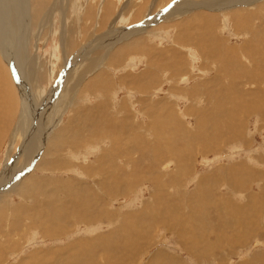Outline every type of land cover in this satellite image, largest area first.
<instances>
[{
  "label": "rangeland",
  "instance_id": "374dc122",
  "mask_svg": "<svg viewBox=\"0 0 264 264\" xmlns=\"http://www.w3.org/2000/svg\"><path fill=\"white\" fill-rule=\"evenodd\" d=\"M113 1H115V2H113L114 3L113 5H115V8L117 10L121 9L124 5H126L128 3L130 4V2H132L131 5L135 6V7H136V4L139 2L137 4V7H139V8L143 7L145 4H149L147 7H151L152 12H148L147 14L152 13L151 16L147 15V14L144 15V13L141 16H138L136 14L137 12L135 14L133 13V12H135L133 10V12L131 14V17H132L131 21L129 19L126 22L125 26H122V27L116 26L115 27V29L119 30L120 34H127L130 31H134L133 34L136 32L135 33L136 36L133 35L135 37V39L138 37L139 39H144L145 43L146 42L147 43L146 44L144 43V45L137 47L138 48L137 56L139 58L134 60L131 63V65H129V63H130L129 60H125L126 62L122 63V64H120V62L115 63V65L118 64V66L117 65L115 66L114 64H110V66H109L107 64L108 60L106 63L105 62L101 63V65H100L101 69H104L106 72L111 74L112 78L110 81L111 83L109 85H105L106 87L102 88L103 90H101L99 92V94L93 95V97H91L92 95H87V96H89L88 97L89 100H88L86 94L85 95H81V94L78 95L79 97H78L77 101L80 99L81 100L78 101L77 109L85 108L84 106H86L87 102H89L87 105L96 104L99 99L103 103L104 107L93 111V113H91L86 119H84L85 122H84V120L82 121L83 123L76 121L77 118H76V120L72 121V118L74 116L72 114L71 107L70 108L67 107L65 109V111L61 110L60 113L54 118L55 119L53 121L54 125L57 124L58 122H60V124H58V128L56 127L57 131L60 128V131L62 132V137L65 136V134H66V136L68 135L66 142H64L65 144L61 148H60L59 143H60V141H64V140H60V139L57 140L56 139L57 142H55V144L57 145V147L55 145V148H57L59 150V152L55 153L54 156L58 155L56 157H59V158L62 156L63 159L66 158L65 156H67V159H64V160L62 158H60L61 162L64 161L65 163H67V164H65L63 162L64 163L63 164V166H64L63 171L64 172L62 171V173L57 172V173L52 174L51 172L45 171L44 167H43L44 170L41 169L42 167L37 168L36 165L40 162V160H44L42 157L36 158L37 160H35L33 158L31 162L27 163L28 165L24 164L23 159L25 158V155H24L25 149L22 148L24 146L23 145L24 138L22 139V142H20L19 144L15 143V145H14V142L12 143V137H13V133H14L13 131L17 125V122H18L17 119H18V115H19V109H21L22 107H17V113H16V116H14V119H13V117H11L12 112L8 116H4L2 113V108H0V116H1L0 118H2V119H0L1 120L0 121V181H1L0 182V205L2 206V208L0 206V220L2 221V222L0 221V228L2 227L0 229L1 230L0 231V241H1L0 242V250H1L0 251V264H16V263L18 264L21 261H23V262H21L20 264H26L27 262L29 264H36V263L37 264H45V263L46 264H48V263L49 264H51V263L55 264V262H56V264L57 263L59 264V262H60V264H86V263L87 264H109L111 261L112 262L110 264H120V263L121 264H156L157 263L158 264L160 260H161V262L159 264H244V263L245 264H253V263L264 264L263 262H259L260 256H262V257L264 256V209L262 208V207H264V84L261 85L260 87L257 86L259 88V91H260L259 95L256 96L253 94L249 97H246L244 95V88L248 90V89H251V87L248 84H246L245 87H241V84H240V83H242V84L247 83V79L250 80L252 77H254L253 78L254 80H258L259 78H262L264 80V78H263L264 72L258 71V69L256 67L257 62L255 61V59L260 60V61H264V25H263L264 24V21H263L264 17L262 18V23H261V22H257V21L251 22V20L253 21V19L250 16H245L244 17L245 19L243 20L244 25L243 26L238 25V26H235L234 28L232 26L234 24L237 25V23H234L231 20H229V21L224 20L223 17L225 15H223V17H220L221 19L219 18L218 22H219V26H221V28H217V30H213L216 32L215 36L217 38H221L222 40L224 38H229L232 46H239V45L244 44L245 48H248V49H245L246 55H243L242 57L239 56L238 58L236 57L238 60L237 59L236 60H230L227 62V61H225V59L228 60V57L227 56H220L217 53L215 46H212L209 41L207 42L203 38L204 41L206 43H208V45L206 44L207 47L205 46V42L203 41V39L197 35V34H199V31L197 30V28L194 31L188 32L187 33L188 35L187 34L184 35V39L181 41L182 43L185 42V43H183V45L181 42L176 43L174 40H171V38L173 39V36L175 35V32H172L173 29H171V27H173L177 23H180V20H181V23L191 22L194 20V18H192L190 15L182 16V18L179 17L177 19L171 18L175 14H179V13L171 14L174 11H176L177 4H187V3L192 4V2H194V1L205 2L206 0L205 1L204 0H164V2H163V0L162 1L161 0H158V1L157 0H151V1L150 0H143L142 1L143 3L141 2V0H133L134 2L132 0H127V1L126 0L125 1L124 0H113ZM213 1H217V0H213ZM152 2H154L155 5ZM97 3H99L98 5L101 6V4L104 3V0H99V1L97 0ZM117 3L119 5H117ZM165 3H167V4H165ZM260 3L261 4L264 3V0H261ZM141 4H143V5H141ZM116 5H117V7H116ZM157 6H158V9H156ZM253 6H255V5L254 4L248 5L247 8H249V7L253 8ZM137 7L134 9L136 10ZM168 9H169V12H168ZM200 11L204 14L214 15V17L221 16L222 13H225V11L224 12L219 11L217 13H214L209 8H205V9L202 8V10H200ZM115 12L118 16L119 12L114 11L113 13H115ZM154 13H156V14H154ZM116 14L114 15V17H117ZM215 14H216V16H215ZM227 14H229V13L227 12ZM132 15L137 16V17L133 18ZM142 16H145V17L143 18ZM160 16H162L161 19L165 16V19H162L161 21H159L158 24H153L155 19H157ZM134 19L138 23L136 22V23L132 24L131 22L135 21ZM166 19H168V20H166ZM145 23H147V25H145ZM193 23H196V21H193ZM118 24L123 25L122 22H120ZM206 25H208V24H204V27H206ZM225 25H226V28L224 27ZM156 27H157V29L158 28L161 29L160 32H159V29L157 31ZM218 30H220V31H218ZM227 30L229 31V33L227 32ZM47 31H45V32H47ZM164 31H166V36L162 35ZM223 31H224V33H223ZM247 31H249V32H247ZM148 33H149V35H147ZM158 33H160V34H158ZM240 34L245 35L248 38V40L244 38L246 41V42H244L241 39ZM161 37L162 38L166 37V38L162 39ZM188 37H190V38H188ZM28 38H27V45L28 46H26L25 50L28 47V51H30V56L33 59L37 58L41 62L43 61L44 63L48 62L49 64H52V62L53 63L57 62V59L63 60L65 58V56H66L65 50H61L59 52L56 51L58 49V44H59L58 40H56V38H54V37H53V39L42 38L39 40H36L35 38H31V37L29 39ZM154 38L156 39L155 43H153ZM254 38H256V39H254ZM159 39H161L160 42H158ZM185 39L189 40V41L187 42V41H185ZM90 41H91V39L89 41H86V44H88ZM102 42L103 41L100 42V45H103V44H101ZM246 43L248 45H246ZM148 44H150L149 45L150 47L148 46ZM170 44H172V45H170ZM174 44L180 46V47H178L179 53L180 54L183 53L182 55L185 58V60H183V62H182V66H184V67H172V66H170L171 62L170 63L168 62V60L170 61L169 53L166 52V54H165V52H164L163 54H161L164 50L168 49L166 47H169V46L173 47ZM80 45H78V48L83 47V46L80 47ZM83 45H85V42ZM189 45H191V47ZM213 45H214V43H213ZM143 46H145V47H143ZM96 47L99 48L101 46H99V44H97ZM151 47L154 48L156 51L152 50ZM164 47L166 49H164ZM204 47H206V48H204ZM209 48H210V50H208ZM223 48H224V46L222 45L221 49L223 50ZM60 49H61V47H60ZM211 49H212V51H211ZM142 51H143V53H142ZM153 51H154V53H153ZM184 51H186V52L184 53ZM188 51L189 52L191 51V52L189 53ZM148 52H151V53L149 54ZM54 53H56V54H54ZM73 53H74V55L69 56L67 59L68 61L66 63V65H67L66 67H68V68L70 67V59L72 60V58L75 56V54H77L76 51ZM213 53H215V55ZM233 53L237 56V54L234 52V50H233ZM131 54H133V53H131ZM148 54L150 56L149 58L147 56ZM191 54H194V55H191ZM166 55H168L169 58ZM209 55H211V58ZM159 56H162L163 58L159 57ZM194 56L196 57V59ZM154 57H156V59ZM158 58H160V59H158ZM200 58L201 59L203 58V59L201 60ZM163 59H164V61H163ZM215 59H217V60H215ZM223 59H224V61H223ZM237 61H239V63ZM223 62H225V63H223ZM154 63L156 66L153 65ZM160 63H161V65H160ZM165 63H167V65ZM104 64H106V65H104ZM187 64H189V65H187ZM206 64H208V65L210 64V65L208 66ZM227 64L230 66L229 68L226 67V66H228ZM112 65L115 66V68ZM119 65L120 66L123 65V66L120 67ZM125 65H126V67H125ZM197 65H199V66H197ZM223 65H225V66H223ZM11 66H9V69L11 71V75H12L13 80H14L13 84H14V82L17 83V78H16L17 71H16V69H14L15 68L14 66H13L14 68ZM166 66H167V69L165 68ZM195 66H197V67H195ZM237 66H239V67L237 68ZM100 67L95 69L96 75L98 73L102 72L101 69L99 70ZM109 67L112 68V70ZM151 67H153V68H151ZM171 67L173 69H170ZM190 67H191V69H190ZM201 67H202V69H201ZM147 68H148V70H147ZM168 68L170 71L169 73H168ZM212 68L215 70H212ZM117 69H119V71ZM124 69L125 70L128 69V70L132 71V73L134 75L135 74L137 75V73L139 72L138 75L142 76V79L143 78L144 79L141 82H137L136 86L133 88L126 87L127 83L129 85L130 80L128 79L129 81L127 80L126 85H125V84H120L119 79H118L119 76H121L122 74L123 75L125 74L124 72H126V71H124ZM144 69L147 71H145ZM233 69H234V71H233ZM14 70H15V72H14ZM110 70H111V72H110ZM150 70L154 71L155 74L153 72L151 73ZM174 70H175V72H174ZM263 70H264V67H263ZM48 71L50 72L51 70L48 69ZM64 71L65 70L58 71L56 68H54L53 72H51V74L53 73L54 78L52 76L51 80L48 82L49 88H47V86H46L47 89L44 90L45 92L44 91L42 92V93H44V94H42L44 96H42L40 94V96L38 97L39 102L37 101V98L33 97V95L31 94L32 100H33L32 103H34V104L36 103L35 104L36 107H40L38 109L36 108L37 112L34 115L35 118L37 115H40V112H42L43 110H45L47 108L49 109L50 106L53 104L52 102L54 100H56V98H58L59 95L61 94V91L63 90V88H61L60 86L64 82L66 84L68 82V77H69V75H67L66 71H65V75H64ZM130 71H128V72H130ZM165 71H167V72H165ZM213 71H217V75L214 74ZM186 72H187V74H186ZM200 73H202V75H200ZM222 73H223V75H222ZM258 73H261L262 76L259 75ZM91 74L92 73L89 74L88 80L91 79ZM170 75H172V76H170ZM176 75H179V76H176ZM145 76H146V78L148 76L149 77L145 80ZM234 76L237 78V80ZM155 77L157 80H155ZM219 78H221V79H219ZM212 79H213V81L209 85H207L206 82L208 80H212ZM155 81L157 83H155ZM235 81H237V83ZM222 82H224V83L222 84ZM234 82L236 83L235 87H233ZM146 83H147V85H146ZM49 84L52 86H50ZM177 84H179L180 87ZM16 85L19 87L18 83ZM144 85H146V86H144ZM222 85H223V87H222ZM132 86H134V85H132ZM172 86H174V87H172ZM14 87H15V85H14ZM59 87H60V90H59ZM18 89H19V96L21 95V98H22L21 93L24 92V87L22 89H20V88H18ZM194 89H196V90H194ZM26 90H27V88H26ZM141 90H143V91H141ZM144 90L146 93L145 95L142 94V92H144ZM169 90H170V92H169ZM177 90H178V92H179V90H181V92L178 93ZM208 90H209V92H208ZM199 91L204 93L205 95L202 96V98L199 101V104H197L195 96L199 97L198 96ZM205 92H207V93H205ZM191 93H193V95L191 97L188 96ZM134 94H136V95H134ZM177 95H179V97H177ZM180 95H181V97H180ZM225 95H228V96H225ZM186 96H187V98H186ZM81 97H83V98H81ZM144 97H148L151 102H153L157 98H166V99H169L171 101L174 100L175 102H178L177 103L178 106H176L175 108L174 107L173 108L172 107H168V108L167 107L166 108L165 107H155L157 110H160L161 112L165 113V118L154 119L152 121V125L153 126L155 125L154 126L155 129H154V127H152L151 130H154L155 132L154 131L150 132L147 137L141 138L139 140L140 142H138V139L135 136L130 137V135L132 136L133 134L137 135V133H134V132H137V130L133 131V128H134L133 126H135V121H139L142 124L147 125V124H150V122H151L150 116H152L151 115L152 107L149 104L145 103L144 105H139V103H138L139 100L144 98ZM86 98H87V100H86ZM176 98H178V99H176ZM253 98H254V100H253ZM34 99H36V100H34ZM219 99L221 100L220 102H219ZM197 100H198V98H197ZM130 101L134 102L133 107H129ZM37 103H39V104H37ZM241 104H242V106H241ZM252 104L259 105V107H250V105H252ZM207 105H208V107H207ZM90 108H94V107H90ZM227 111H229V112H227ZM114 112H115V114H114ZM147 112H148V114H147ZM99 113H101V114H99ZM171 114H173L175 117L177 116L178 121L175 122V124H179L180 122H182V124H184V126L187 127L188 131H186V133H188V134L184 135V132L177 133L179 131L177 130L175 124H173V122L171 123V120H170ZM209 114H210V116H209ZM228 114H230V115H228ZM109 115L112 117H110ZM198 115H199V117H198ZM217 115H219V116H217ZM91 116H93V117H91ZM97 116H99L98 117L99 122H97V120H98V118H96ZM233 117L235 119H233ZM211 118H213V119H211ZM230 118H232V119H230ZM90 119L92 120V123L90 122L91 121ZM173 119H174V117H173ZM2 121H4V122L2 123ZM6 121L8 124L6 123ZM113 121H114V123H113ZM204 121H205V124H204L205 126L203 125V127H202L201 125H202V123H204ZM97 123H98V125H97ZM37 124H38V122H37ZM100 124H103V125H100ZM160 124H162V125H160ZM238 124L240 125L241 128L239 127ZM86 125H87V127L91 126L89 128L90 131L88 128H86ZM111 125H113V126H111ZM225 126H227V127H225ZM5 127H7V128H5ZM71 127H72V129H71ZM75 127H77V128H75ZM94 127L96 128L95 130L97 132L93 129ZM123 127H124V129H123ZM1 128H2V130H1ZM36 128L37 127H35V129ZM69 128L71 129L70 131H69ZM121 128H122V131H121ZM45 129L47 131L51 130V124H49L48 127ZM65 129H66V132H65ZM8 130H10V132ZM117 130H120L119 133ZM208 130H210V131H208ZM217 130H218V132H217ZM37 131L39 132V130H37ZM72 131H74L75 133ZM80 131H81V133H80ZM106 131H107V134H106ZM78 132L80 133V136H79V134L77 136ZM215 132H217V134ZM84 133H85V135H84ZM120 133H121V135H120ZM225 133H227V134H225ZM242 133H243V135H242ZM237 134L239 136H237ZM114 135H116V136H114ZM75 136H77V137H75ZM113 136H114V138H113ZM125 136H127L128 138ZM62 137H60V138H62ZM79 137H82L83 140ZM197 137L198 138L201 137V139L199 138V140H198ZM120 138H121V140H120ZM223 138H225V139H223ZM80 139H81V141H80ZM96 139H97V141H96ZM129 139H131V140H129ZM133 139H135V141H133ZM166 139H168V140H166ZM207 139H209L210 142ZM75 140H78V141H75ZM84 140H85V144L83 143ZM111 140H112V142H111ZM119 141H121V142H119ZM127 141H129V143ZM122 142H124V143H122ZM141 142L143 145L141 144ZM136 143H138V144H136ZM215 143H216V145H215ZM101 144H103V145H101ZM167 144H168V146H166ZM169 144H170V146H169ZM66 145H67V147H66ZM98 145H100V146H98ZM113 145H115V146H113ZM70 146H71V148H70ZM72 146H74V147H72ZM100 147H102V148H100ZM116 147H118V148H116ZM128 147H130V148H128ZM147 147L149 148V150ZM161 147H163V148H161ZM78 148L79 149L81 148V149L78 150ZM132 148H134V149L132 150ZM136 148L138 151L136 150ZM83 149H85V150H83ZM116 149L118 150V152ZM20 151H21V153H20ZM100 151H102V152H100ZM158 151H159V153H158ZM99 152H100V154H97ZM8 153H9V156H8ZM59 153H60V155H59ZM61 153H62V155H61ZM123 153H125V154L122 155ZM19 154H22V155H20L22 158L20 156H18ZM138 154H139V156H138ZM169 154L170 155L172 154V155L170 156ZM69 155H71V157ZM121 155L123 156L122 158L120 157ZM16 156H17V158H16ZM129 156L130 157L132 156V157L130 158ZM154 156H155V158H154ZM68 157H70L71 159H69ZM92 157H93V159H92ZM133 157H135V159ZM176 157H178V158H176ZM163 158H164V160H163ZM165 159H167V160H165ZM100 160H101V162L97 163ZM170 160H171V162H170ZM5 161H7V162H5ZM190 162H191V164H190ZM112 163H114V164H112ZM176 163L180 164L181 167L184 168L183 172L185 173V175L180 176V178L178 177L179 183H178V180L176 182V181L172 180L173 177H171L172 174H174V172H175ZM5 164L8 166V168ZM72 164H73V166H72ZM132 164H133V166H132ZM15 165H17V166H15ZM100 165H101V167H100ZM94 166L97 169L99 168L98 171ZM158 166H159V168H158ZM247 169H248V172L246 171ZM5 170H6V172H5ZM30 170H32V171H30ZM89 170H91L92 173ZM113 170H114V172H113ZM41 171L43 173H40ZM250 171L254 172L253 176L246 174V172L249 173ZM10 172H12V173H10ZM44 172H46L48 174H46ZM231 172H232V174H231ZM239 172H240V174H239ZM28 173H30V174H28ZM162 173H163V175H162ZM164 173H166V175ZM17 174H19V175H17ZM42 174H44L45 177ZM258 174L261 175V178L258 176ZM107 175H109V176H107ZM161 175H162V178H161ZM211 175H213V176H211ZM233 175H236V177L233 178ZM37 176L38 177L40 176V177L38 178ZM48 176H49V178H47ZM169 176H170V179H169ZM244 176H246V177H244ZM50 177L52 178L51 179L52 181H59V180L61 182L73 181L76 184L81 183L82 185L85 183L86 185L92 187V189H93L92 191H94V194L96 193L95 195L97 196V198H93V197L89 198V196L86 195V204L83 207L84 211L81 209L77 213L74 212L75 214L71 213L70 215H66L65 217H63V215H65V213L63 214L62 212L59 211V209L61 208L60 204L62 205V203L60 202L62 199H60V198H63V200H64V196H65L64 193L62 191L59 192L60 194L59 193L54 194L51 192V188H53L52 186L57 187V188L63 187L59 183L51 185V187L47 186L48 189H46L44 191L42 189V191L37 195L36 198L35 197H26V199H25V197H24L23 198L24 200L23 201L21 200V197H22L21 194H23L22 192H24V190H19L21 183H24L27 181L26 184L28 187L27 186L26 187L31 188V186L29 184L30 179L38 178L40 180L41 179L42 180L43 179L44 180L45 179L50 180ZM55 177H56V179H55ZM58 177H60V178H58ZM67 177L69 180H67ZM132 177H134V178H132ZM154 177H156V178H154ZM167 177L169 180L167 179ZM254 177L256 179H253ZM1 178H2V180H1ZM84 178H85V180H84ZM244 178L246 180L248 179V181H246ZM97 179H99V180H97ZM136 179H138L139 181ZM234 179H236V180H234ZM6 180H7V182H6ZM249 180H250V182H249ZM96 182L98 183L99 186L96 184ZM135 182H137L136 186H134ZM157 182H159L161 184H159ZM258 183H260L261 187L257 186ZM15 184H17L16 187H15ZM169 185L171 187H169ZM179 185H180V187H179ZM212 185H213V187H212ZM9 186H11V189ZM153 186H155V187H153ZM163 186H165V188ZM166 186H168L169 188H166ZM17 187H18V190H17ZM103 189H105V190H103ZM133 189H134V191H133ZM48 190H50V191H48ZM155 190H156V192H155ZM4 191H6V192H4ZM15 191H18L19 195H17L15 193ZM45 191L48 194L45 193ZM109 191H110V193H109ZM204 191H206V193ZM170 193H172V194L169 196ZM46 194H47V196L45 198L44 196ZM107 194L109 195V197H105V196H108ZM208 194H210V195H208ZM248 194H250V195L248 196ZM40 195H41L42 199L40 198ZM100 195H102L104 198ZM48 196H50L51 198L50 197L48 198ZM112 197H114V198H112ZM202 197L204 200L202 199ZM214 197H215V199H214ZM43 198H45L48 202H50V201L52 202L53 200H55L54 202H52L53 204H51V202L49 203L50 208L48 211V216L46 214V216H44L45 217L44 218L42 215L38 214L40 217L44 218L47 221L46 224L44 222L45 220L39 221L38 216L33 217L32 214H28V210H30V207L33 206L35 203H38V202H41V200H44ZM173 199H175V200H173ZM105 200H107V201L104 202ZM213 200H214V202H213ZM67 201H68V203H70L71 199L68 198ZM88 201H89V203H88ZM228 201L229 202L235 201L234 204H236V205H234V207H237L239 210H241L242 215L240 217L236 218L234 220L235 222L234 221L230 222L227 219V215H226V213H227L226 208L227 207L225 204H228L229 203ZM7 202H10L11 205H5ZM93 203H94V205H93ZM102 203H104V204L102 205ZM170 203H171V206H169ZM211 203H212V205H211ZM2 204L5 205L6 207L3 206ZM54 204H55V206L53 207ZM14 205L15 206L18 205V207L23 206L22 210L20 211L21 213L19 212L16 215H12L11 213H9L10 212L9 207L14 206ZM91 205H93L94 208L93 207L90 208ZM105 205H106V207H105ZM172 205H173V207H172ZM244 205H246V206H244ZM7 206H8V208H7ZM59 206H60V208H59ZM240 206H242V207H240ZM57 207H58V210H57ZM191 207H192V209H191ZM23 208L24 209L28 208V209L23 211L24 210ZM88 208H89V210H87ZM93 209H94V211H93ZM102 209H104L103 210L104 212L103 211L101 212ZM220 209H222V210H220ZM106 210L108 213L105 212ZM22 211L25 212V214L24 213L22 214ZM112 211H113V213H112ZM260 211L262 213H260ZM218 212H219V214H218ZM237 212L238 211H234V213H237ZM100 213H103L106 215L104 216ZM134 213H136V214H134ZM2 215H3V217H2ZM72 215H76L79 218L74 217ZM50 216H52V217H50ZM91 216H93V217H91ZM111 216H114V217L110 218ZM115 216H117V217L115 218ZM248 216H249V218H248ZM8 217H9V219H8ZM17 217H19V218H17ZM95 217L96 218L99 217V218H97L98 220L95 219ZM171 217H172V219H171ZM173 217H174V220H173ZM48 218H50V219H48ZM57 218H60V220ZM64 218L65 219L67 218V219L64 220ZM11 219H13L14 223L16 222L15 225H13L14 223L11 222L12 221ZM61 219H63V221ZM3 220H5V221H3ZM81 220H83V221H81ZM160 220L163 222H161ZM165 220H166V222H165ZM239 220L241 221V223ZM60 221H61V223H60ZM76 221H78V222L76 223ZM106 221H108V222L106 223ZM113 221H115V222H113ZM127 221H129V222H127ZM192 221H194V222L196 221L197 223L195 222L196 223L195 224ZM249 221H250V225L248 224ZM20 222H22V223H20ZM89 222H91V223H89ZM63 223H65L66 225ZM17 224H18V227H17ZM50 224H53V225H50ZM90 224H92V225H90ZM67 225H69L68 226L69 231L65 232V228L67 227ZM88 226H90V227H88ZM178 227H179V229H178ZM253 227H255L254 230L252 229ZM13 228H14V230H13ZM77 228H78V230H77ZM191 228H194V229L191 230ZM241 228H242V230H241ZM4 229L7 231V233ZM21 229H23V230H21ZM258 229H260V230H259V232L256 233V230H258ZM16 230H17V232H16ZM124 230L125 231L126 230L131 231L133 233V236L131 238H129V240L127 239V237L120 234ZM230 230L234 231L233 232L234 235L232 234V232ZM246 230H248V231L245 232ZM250 230H252L253 232L251 233ZM11 231L13 234H11ZM22 231L24 232V235H21L23 233ZM62 231H63V233H62ZM242 231H244V232H242ZM9 232H10V234H9ZM243 233H245V236L243 235ZM74 234H75V236H74ZM108 234H114L113 239H105L106 235H108ZM13 235H15V236H13ZM58 236H60V238H57ZM90 236H91V238H94V236L95 237L97 236L99 241H101V239H102V242L108 243L109 246L112 244V241H113V244L111 245L113 248L110 246V247H108L109 250L104 251L103 250L104 248L100 249L98 246L92 252H86V251L85 252L81 251L79 253L75 252L72 254L70 253L68 255L65 254V256L67 255L66 257H63L64 254H61V256L56 255V253L51 254V252H53V250H55L56 247L59 248V247L64 246V242L67 245V244H71L69 242L71 240L73 241V239L74 240L75 239L86 240V239H90ZM8 237H10V238H8ZM149 238H150V240H149ZM198 239H200L201 242ZM51 240H53V241H51ZM62 240H64V241L62 242ZM139 240L141 241V243ZM202 240H204V242ZM48 241L50 243H48ZM145 241H146V243H145ZM8 242H9V244H8ZM215 242H217V243H215ZM16 243L18 244V246ZM200 243H201V245H200ZM189 244H190V246H189ZM10 245L12 247H10ZM59 245H61V246H59ZM127 245H129L128 248H127ZM130 245H132L133 247L132 246L130 247ZM197 245H198V248H197ZM223 245H224V247H223ZM1 246H2V248H1ZM52 246H54V247L56 246V247L53 248ZM134 246H135V248H134ZM203 246H205V247H203ZM12 248H14L15 250L14 249L12 250ZM18 248L21 250L18 251L17 250ZM202 248H203V250H202ZM212 248H213V250H212ZM5 249H9V250H5ZM114 249H116V251ZM98 251H99V253H98ZM130 251L132 252L133 255L130 254ZM94 252H96L98 254H96ZM113 252H115V253H113ZM2 253H3V255H2ZM45 253H47V254H45ZM104 253L106 255H104ZM117 253H119V254H117ZM28 255H29V258H28ZM72 255H75V256H72ZM76 256L78 257V259ZM107 256L109 258L111 257L110 260H109V258H107ZM56 257L58 259H56ZM132 257L134 258L133 261L131 259ZM153 257H154V260H153ZM40 258H41V260H40ZM63 258H65V259H63ZM120 258H122V259L120 260ZM155 258H157V259H155ZM164 258H166L167 260H165ZM1 259L4 263H1L2 262ZM35 259L39 260V261L36 262ZM107 259L109 260V263L107 262ZM95 260H96V263H94Z\"/></svg>",
  "mask_w": 264,
  "mask_h": 264
},
{
  "label": "bare ground",
  "instance_id": "6f19581e",
  "mask_svg": "<svg viewBox=\"0 0 264 264\" xmlns=\"http://www.w3.org/2000/svg\"><path fill=\"white\" fill-rule=\"evenodd\" d=\"M99 1V0H98ZM125 1V0H124ZM127 1V0H126ZM133 1V0H132ZM143 0H141L142 2ZM151 1V0H150ZM158 1V0H157ZM162 1V0H161ZM205 1V0H204ZM261 0H217V1H213V0H206L205 2H192V4L190 3H187V4H177L176 6V11H174L173 13L171 14H175V13H179V14H175L173 17L171 18H182V16H186V15H190L192 18H194L193 21H196V23H193V21L191 22H184V23H181V20H180V23H177L175 24L173 27H171V29H173L172 32H175V35L173 36V39L171 38V40H174L176 43L177 42H181L183 39H184V35L187 34L188 32L190 31H194L196 28L197 30L199 31V34H197L200 38H204L207 42L209 41L211 43L212 46H215V49L217 51V53L220 55V56H227L228 57V60L225 59V61H230V60H236L239 56L242 57L243 55H246V51L245 49H248V48H245V45L242 44V45H239V46H232L231 43H230V39L229 38H224L223 40L221 38H217L215 36L216 32L213 31V30H217V28H221V26H219V18L220 17H223V15H225L223 18L224 20L226 21H233L234 23H237V25H233L232 27L234 28L235 26H243L244 23H243V20L245 19L244 17L245 16H250L253 21L251 20V22H261L262 23V18L264 17V3H260ZM115 1L113 0H104V3L100 5H98L99 3H97V0H0V108H2V113L4 116H8L11 112H12V115L11 117H13L14 119V116H16V113H17V107H22L21 109H19V115H18V122H17V125L14 129V133H13V137H12V143L14 142V145L15 143L19 144L20 142H22V139L24 138V143H23V147L25 149V158L23 159L24 160V164H27L29 162L32 161V159L34 158L35 160H37L36 158H39V157H42L44 160H40V162L36 165L37 168L38 167H42L41 169H45V171L47 172H51L52 174L53 173H57V172H61L63 171V162L60 161V158H62V156L59 158V157H56L54 156L55 153H58L59 150L57 148H55V142L56 139L57 140H64V141H60V148L65 144L64 142H66V139L68 138V135L66 136H63L62 137V132L60 131V128L59 130L57 131V128H58V124H60V122H56L57 124H53V121L55 120L54 118L60 113L61 110H64L67 108V107H71V111H72V114H73V118H72V121L77 120L78 122H82L84 119H86L91 113H93V111L97 110V109H100L102 107H104L103 103L100 101V99L97 101L96 104H93V105H87L89 102H87L86 106H84L85 108H81V109H77V104H78V95L81 94V95H92L91 97H93V95H97L99 94V92L101 90H103L102 88H105L106 86L105 85H109L111 82V74H109L108 72H106L104 69H101L100 65L101 63H106L107 60V64L110 66V64H114L115 63H118L120 62V64L122 63H125L126 61L125 60H129L130 63L129 65H131V63L138 59L139 57L137 56V52H138V46H141V45H144L145 41L144 39H139L138 37L135 39L134 36H136V32L133 34L134 31H130L128 32L127 34H120L119 33V30L115 29L116 26H125L126 22L130 19L131 21V14L133 12V10L135 12H133L134 14L136 13L138 16H141L143 13L144 15H146L148 12H152L151 11V7H147L149 4H145L143 7H137V3L136 4V7L137 9L135 10L134 8H136L135 6H132L130 2V4H126L124 5L121 9L117 10L115 8V5H113ZM121 2V1H120ZM134 2V1H133ZM164 2V0H163ZM143 3V2H142ZM154 3V2H152ZM168 3V2H167ZM165 3V4H167ZM121 4V3H120ZM159 4V3H158ZM255 5L253 6V8H247L248 5ZM117 5H119L117 3ZM116 5V7H117ZM122 5V4H121ZM143 5V4H141ZM155 5V3H154ZM164 5V4H163ZM167 6V5H166ZM119 7V6H118ZM163 7V6H162ZM245 7V8H244ZM155 8V7H154ZM172 8V7H171ZM202 8H209L212 12L214 13H217L219 11L221 12H224L227 14V12L229 14H225V13H222L221 16H218V17H214V15H208V14H204L202 13L200 10H202ZM241 8V9H240ZM156 9H158V6L156 7ZM162 9V8H161ZM114 11H118L119 14L117 16L116 12L113 13ZM162 11V10H161ZM171 11V10H170ZM168 12H169V9H168ZM157 13V12H156ZM154 13V14H156ZM116 14L117 17H114V15ZM152 13L150 14H147V15H150L151 16ZM153 14V15H154ZM167 14V13H166ZM152 15V16H153ZM133 16V15H132ZM216 16V14H215ZM136 18L137 16H133V18ZM143 18L145 16H142ZM162 16L158 17L157 19H155V21L153 22V24H158L159 21H161L162 19H165V16L161 19ZM142 19V18H141ZM146 19V18H145ZM221 19V18H220ZM135 20V19H134ZM144 20V19H143ZM142 20V21H143ZM168 20V19H166ZM147 21V20H146ZM145 21V22H146ZM184 21V20H183ZM217 21V22H216ZM230 21V22H231ZM241 21V22H240ZM264 21V20H263ZM122 22L123 25H119L118 23ZM137 21H132L131 23H136ZM177 22V21H176ZM216 22V23H215ZM224 22V21H223ZM250 22V23H251ZM138 23V22H137ZM169 23V22H168ZM171 23V22H170ZM229 23V22H228ZM129 24V23H128ZM127 24V25H128ZM204 24H208L206 25V27H204ZM224 24V23H223ZM145 25H147V23H145ZM248 25V24H247ZM264 25V24H263ZM150 26V25H149ZM168 26V25H167ZM250 26V25H249ZM120 27V28H121ZM129 27V26H128ZM226 28V25L224 26ZM252 27V26H251ZM142 28V27H141ZM148 28V27H147ZM150 28V27H149ZM152 28V27H151ZM228 28V27H227ZM261 28V27H260ZM119 29V28H118ZM124 29V28H123ZM137 29V28H136ZM157 29V27H156ZM155 29V30H156ZM159 29V28H158ZM157 29V31H158ZM192 29V30H191ZM232 29V28H231ZM48 30V31H47ZM161 29H159V32H160ZM245 30V29H244ZM47 31V32H45ZM129 31V30H128ZM142 31V30H141ZM168 31V30H167ZM220 31V30H218ZM222 31V30H221ZM232 31V30H231ZM241 31V30H240ZM254 31V30H253ZM104 32V33H103ZM122 32V31H121ZM139 32V31H138ZM155 32V31H154ZM227 32L229 33V31L227 30ZM249 32V31H247ZM262 32V31H261ZM103 35H102V34ZM224 33V31H223ZM243 33V32H242ZM100 34V35H99ZM156 34V33H155ZM160 34V33H158ZM162 34V33H161ZM257 34V33H256ZM134 35V36H133ZM144 35V34H143ZM149 35V33L147 34ZM151 35V34H150ZM163 36H166V31L163 32L162 34ZM183 35V36H182ZM188 35V34H187ZM224 35V34H223ZM241 35V34H240ZM140 36V35H139ZM153 36V35H152ZM155 36V35H154ZM168 36V35H167ZM170 36V35H169ZM191 36V35H190ZM234 36V35H233ZM35 38L36 40H39V39H42V38H45V39H53L56 38V40H58V49L56 51H61V50H65V58L63 60H59L57 59V62H52V64H49L48 62L44 63L43 61L41 62L39 59L37 58H32L30 56V51H28V47L27 49L25 50L26 46L27 45V38ZM186 37V36H185ZM193 37V36H192ZM230 37V36H229ZM240 37V36H239ZM238 37V38H239ZM28 38V39H29ZM156 38V37H155ZM153 39V43H155L156 39ZM162 38V37H161ZM166 37H163L162 39H164ZM190 38V37H188ZM196 38V37H195ZM248 40V38L245 36V35H241V39L245 41V39ZM91 39V41L86 44V41H89ZM203 39V41H204ZM256 39V38H254ZM112 40V41H111ZM152 40V39H151ZM240 40V39H239ZM103 41L101 44L103 45H100V42ZM161 39L158 40V42H160ZM185 41H189V40H186ZM79 42V43H78ZM85 42V45H83ZM205 42V41H204ZM243 42V43H244ZM253 42V41H252ZM83 43V44H82ZM147 43V42H146ZM145 43V44H146ZM149 43V42H148ZM182 43V42H181ZM185 43V42H183ZM182 43V45H183ZM197 43V42H196ZM214 43V45H213ZM81 44V45H80ZM99 44V46L101 47H96V45ZM179 44V43H178ZM187 44V43H186ZM206 44L208 45V43L205 42V46ZM235 44V43H234ZM258 44V43H257ZM78 45L83 46L81 48H78ZM150 44H148L149 46ZM172 45V44H170ZM222 45L224 46L223 50L221 49ZM246 45H248L246 43ZM253 45V44H252ZM259 45V44H258ZM153 46V45H152ZM162 46V45H161ZM187 46V45H186ZM191 47V45H189ZM211 46V47H212ZM61 47V49H60ZM145 47V46H143ZM147 47V46H146ZM150 47V46H149ZM156 47V46H155ZM166 47V46H165ZM168 49L164 50L161 54H163L165 52L169 53L170 55V61L168 60V62L171 64L170 66L172 67H184L182 66V62L183 60H185L184 56L182 54L179 53V49L178 47H180L179 45H175L172 47V46H169V47H166ZM183 47V46H182ZM193 47V46H192ZM197 47V46H196ZM207 47V46H206ZM204 47V48H206ZM263 47V46H262ZM141 48V47H140ZM162 48V47H161ZM203 48V49H204ZM234 48V49H233ZM152 50H155L154 48L151 47ZM183 49V48H182ZM213 49V48H212ZM211 49V51H212ZM214 49V50H215ZM234 52L237 54V56L233 53V50ZM140 50V49H139ZM148 50V49H147ZM161 50V49H160ZM163 50V49H162ZM181 50V49H180ZM191 50V49H190ZM199 50V49H198ZM206 50V49H205ZM210 50V48L208 49ZM77 54H75V56L72 58V60L70 59V67H66V63H67V59L69 56H72L74 55L73 52H75ZM151 51V50H150ZM156 51V50H155ZM161 52V51H160ZM186 51H184L185 53ZM189 52V51H188ZM191 52V51H190ZM189 52V53H190ZM193 52V51H192ZM248 52V51H247ZM251 52V51H250ZM133 53V54H131ZM143 53V51H142ZM149 54L151 52H148ZM154 53V51H153ZM157 53V52H156ZM194 53V52H193ZM206 53V52H205ZM254 53V52H253ZM56 54V53H54ZM149 54L147 55L148 58L150 57ZM158 54V53H157ZM160 54V55H161ZM187 54V53H186ZM207 54V53H206ZM215 55V53H213ZM142 55V54H141ZM153 55V54H152ZM159 55V54H158ZM185 55V54H184ZM191 55H194V54H191ZM218 55V56H219ZM252 55V54H251ZM86 56V57H85ZM154 56V55H153ZM156 56V55H155ZM168 57V55H166ZM200 56V55H199ZM210 58H211V55H209ZM208 56V57H209ZM159 57H162V56H159ZM166 57V58H167ZM195 57V56H194ZM207 57V58H208ZM237 57V58H236ZM249 57V56H248ZM54 58V57H53ZM152 58V57H151ZM156 59V57H154ZM163 58V57H162ZM169 58V57H168ZM199 58V57H198ZM251 58V57H250ZM160 59V58H158ZM157 59V60H158ZM196 59V57H195ZM201 59V58H200ZM203 59V58H202ZM201 59V60H202ZM223 59V61H224ZM245 59V58H244ZM153 60V59H152ZM166 60V59H165ZM217 60V59H215ZM238 60V59H237ZM50 61V60H49ZM154 61V60H153ZM161 61V60H160ZM164 61V59H163ZM193 61V60H192ZM214 61V60H213ZM255 61L257 62V69L258 71L260 72H264L263 70V67H264V61H260V60H256ZM148 62V61H147ZM155 62V61H154ZM157 62V61H156ZM167 62V63H168ZM239 63V61H237ZM248 62V61H247ZM57 63V64H56ZM150 63V62H149ZM163 63V62H162ZM167 63H165L167 65ZM168 63V64H169ZM190 63V62H189ZM193 63V62H192ZM225 63V62H223ZM232 63V62H231ZM249 63V62H248ZM69 64V63H68ZM146 64V63H145ZM144 64V65H145ZM148 64V63H147ZM164 64V65H165ZM201 64V63H200ZM230 64V63H229ZM12 65V66H11ZM106 65V64H104ZM118 66V64H116ZM115 65V66H116ZM128 65V66H129ZM155 65V63L153 64ZM161 65V63H160ZM163 65V66H164ZM189 65V64H187ZM208 65V64H206ZM210 65V64H209ZM208 65V66H209ZM226 65V64H225ZM223 65V66H225ZM228 65V64H227ZM233 65V64H232ZM9 66L13 67L14 69H16L17 71V74H16V78H17V83L19 85V87L16 85L17 83L14 82L13 84V77L11 75V71L9 69ZM113 66V65H112ZM115 66H113L115 68ZM120 66V65H119ZM123 66V65H121ZM120 66V67H121ZM148 66V65H147ZM152 66V65H151ZM156 66V65H155ZM169 66V65H168ZM169 66V67H170ZM199 66V65H197ZM195 66V67H197ZM254 66V65H253ZM263 66V67H262ZM99 68V70L101 69L102 72L98 73L96 75V71L95 69L96 68ZM104 67V66H103ZM126 67V65H125ZM136 67V66H135ZM159 67V66H158ZM170 68V69H173V68ZM203 67V66H202ZM201 67V69H202ZM226 67H230L229 65L226 66ZM239 66H237L238 68ZM241 67V66H240ZM54 68H56L58 71H63L65 70L67 72V75H69L68 77V82L65 84V82L60 86L61 88H63V90L61 91V94L59 95L58 98H56V100H52L53 104L50 106V108L47 110H43L42 112H40V115H37L36 118H35V114L37 112V109L40 108V107H36V103H32L33 100H32V96L31 94L33 95V97L37 98V101L39 102L38 100V97L40 96V94H44L42 93L45 89L49 88L48 87V82L51 80L52 76H53V73L51 74V72H53ZM105 68V67H104ZM107 68V67H106ZM110 68V67H109ZM149 68V67H148ZM147 68V70H148ZM153 68V67H151ZM160 68V67H159ZM167 69V66L165 67ZM207 68V67H206ZM210 68V67H209ZM214 68V67H213ZM212 70H215L213 69ZM216 68V67H215ZM221 68V67H220ZM12 69V68H11ZM51 70L50 72L48 71ZM112 70V68H110ZM133 69V68H132ZM178 69V68H177ZM180 69V68H179ZM183 69V68H182ZM187 69V68H186ZM191 69V67H190ZM193 69V68H192ZM226 69V68H225ZM110 70V72H111ZM119 71V69H117ZM145 70V69H144ZM145 70V71H147ZM199 70V69H198ZM220 70V69H219ZM65 71H64V75H65ZM117 71V72H118ZM124 72L125 74L121 75L118 77L119 79V83L120 84H125L126 85V82L127 80L129 81V85L127 83L126 87H129V88H133L136 86L137 82H141L143 79H142V76L138 75L139 72L137 73V75L133 74L132 71L130 70H125L124 69ZM130 71V72H128ZM142 71V70H141ZM191 71V70H190ZM225 71V70H224ZM234 71V69H233ZM257 71V70H256ZM257 71V72H258ZM13 72V71H12ZM15 72V70H14ZM122 72V71H121ZM134 72V71H133ZM150 72L154 73V71H151ZM167 72V71H165ZM169 68H168V73H169ZM175 72V70H174ZM177 72V71H176ZM214 74L217 75V71H213ZM228 72V71H227ZM91 74V79L88 80V77H89V74ZM113 73V72H112ZM120 73V72H119ZM135 73V72H134ZM173 73V72H172ZM181 73V72H180ZM183 73V72H182ZM197 73V72H196ZM219 73V72H218ZM221 73V72H220ZM224 73V72H223ZM222 73V75H223ZM155 74V73H154ZM187 74V72H186ZM195 74V73H194ZM213 74V75H214ZM228 74V73H227ZM259 75H261V73H258ZM264 74V73H263ZM14 75V74H13ZM200 75H202V73H200ZM221 75V76H222ZM144 76V75H143ZM147 76V75H146ZM145 76V80L149 77L146 78ZM153 76V75H152ZM155 76V75H154ZM169 76V75H168ZM172 76V75H170ZM176 76H179V75H176ZM195 76V75H194ZM193 76V77H194ZM230 76V75H229ZM233 76V75H232ZM262 76V75H261ZM64 77V76H63ZM167 77V76H166ZM182 77V76H181ZM219 77V76H218ZM223 77V76H222ZM235 77V76H234ZM54 78V76H53ZM158 78V77H157ZM214 78V77H213ZM236 78V77H235ZM254 77H252L250 80L247 79V83L245 84H241V87H245L246 84H248L251 89H245L244 88V95L246 97H249L251 95H259V88L261 85L264 84V80L262 78H259L258 80H254L253 79ZM264 78V77H263ZM117 79V78H116ZM210 79V78H209ZM217 79V78H216ZM221 79V78H219ZM155 80L156 77H155ZM167 80V79H166ZM185 80V79H184ZM205 80V79H204ZM215 80V79H214ZM237 80V78H236ZM172 81V80H171ZM174 81V80H173ZM189 81V80H188ZM202 81V80H201ZM213 81L212 80H208L206 82L207 85H209L211 82ZM113 82V81H112ZM203 82V81H202ZM205 82V81H204ZM237 83V81H235ZM234 82V86L235 87V83ZM116 83V82H115ZM150 83V82H149ZM155 83H157L155 81ZM197 83V82H196ZM195 83V84H196ZM224 82H222L223 84ZM119 84V85H120ZM154 84V83H153ZM194 84V85H195ZM15 85V87H14ZM44 85V86H43ZM50 85V84H49ZM134 85V86H132ZM147 85V83H146ZM144 85V86H146ZM173 85V84H172ZM179 86V84H177ZM192 85V84H191ZM200 85V84H199ZM198 85V86H199ZM47 86V88H46ZM52 86V85H50ZM196 86V85H195ZM194 86V87H195ZM211 86V85H210ZM258 86V87H257ZM24 87V92H22V98H21V95L19 96V89H22ZM60 87H59V90H60ZM139 87V86H138ZM168 87V86H167ZM174 87V86H172ZM180 87V86H179ZM178 87V88H179ZM208 87V86H207ZM223 87V85H222ZM27 88V90H26ZM148 88V87H147ZM154 88V87H153ZM171 88V87H170ZM176 88V87H175ZM183 88V87H182ZM52 89V88H51ZM173 89V88H172ZM53 90V89H52ZM123 90V89H122ZM121 90V91H122ZM137 90V89H136ZM175 90V89H174ZM192 90V89H191ZM196 90V89H194ZM210 90V89H209ZM208 90V92H209ZM222 90V89H221ZM106 91V90H105ZM143 91V90H141ZM207 91V90H206ZM219 91V90H218ZM45 92V91H44ZM123 92V91H122ZM121 92V93H122ZM140 92V91H139ZM170 92V90H169ZM178 92V90H177ZM181 90H179L178 93H180ZM188 92V91H187ZM198 92V91H197ZM220 92V91H219ZM105 93V92H104ZM175 93V92H174ZM207 93V92H205ZM141 94V93H140ZM143 95H145V90L144 92H142ZM182 94V93H181ZM231 94V93H230ZM136 95V94H134ZM193 93H191L190 95L188 96H192ZM196 95V94H195ZM205 94L200 92L199 91V97H196L195 96V99L197 101V104H199V101L200 99L202 98V96H204ZM217 95V94H216ZM221 95V94H220ZM44 96V95H42ZM58 96V95H57ZM66 96V97H65ZM85 96V97H86ZM100 96V95H99ZM209 96V95H208ZM225 96H228V95H225ZM84 97V96H83ZM81 97V98H83ZM89 96H87L88 98ZM90 97V98H91ZM177 97H179V95H177ZM181 97V95H180ZM184 97V96H183ZM222 97V96H221ZM86 98V100H87ZM98 98V97H97ZM96 98V99H97ZM187 98V96H186ZM198 98V100H197ZM217 98V97H216ZM224 98V97H223ZM230 98V97H229ZM85 99V98H84ZM178 99V98H176ZM191 99V98H190ZM209 99V98H208ZM227 99V98H226ZM231 99V98H230ZM23 100V101H22ZM36 100V99H34ZM83 100V99H82ZM89 100V98H88ZM94 100V99H93ZM117 100V99H116ZM254 100V98H253ZM36 101V102H37ZM41 101V100H40ZM221 100L219 99V102ZM256 101V100H255ZM76 102V103H75ZM84 102V101H83ZM96 102V101H95ZM86 103V102H85ZM139 105H144L145 103L149 104L151 107H152V113L150 116L151 118V122L150 124H142L141 122L139 121H135V126H133V131L137 130V132H134V133H137L136 134H133L132 136L130 135V137H133L135 136L137 139H138V142H140L139 140L141 138H145L148 136V134L154 130H151L152 127H154L152 125V121L154 119H157V118H165V113L161 112L160 110H157L155 107H176L178 106V102H175L174 100L171 101L169 99H166V98H157L155 99L153 102L150 101V99L148 97H144L142 99L139 100ZM190 103V102H189ZM249 103V102H248ZM251 103V102H250ZM39 104V103H37ZM81 104V103H80ZM79 104V105H80ZM177 104V105H176ZM223 104V103H222ZM247 104V103H246ZM35 105V106H34ZM134 105V102L133 101H130L129 102V107H133ZM189 105V104H188ZM217 105V104H216ZM38 106V105H37ZM122 106V105H121ZM149 106V107H150ZM192 106V105H191ZM242 106V104H241ZM248 106V105H247ZM90 107H94V108H90ZM186 107V106H185ZM208 107V105H207ZM250 107H259V105H256V104H252L250 105ZM37 108V109H36ZM195 108V107H194ZM142 109V108H141ZM104 110V109H103ZM170 110V109H169ZM209 110V109H208ZM254 110V109H253ZM114 111V110H113ZM112 111V112H113ZM69 112V111H68ZM131 112V111H130ZM229 112V111H227ZM239 112V111H238ZM146 113V112H145ZM199 113V112H198ZM217 113V112H216ZM220 113V112H219ZM95 114V113H94ZM101 114V113H99ZM115 114V112H114ZM148 114V112H147ZM218 114V113H217ZM96 115V114H95ZM168 115V114H167ZM195 115V114H194ZM230 115V114H228ZM241 115V114H240ZM110 116V115H109ZM170 120H171V123L173 122V124H175V122H177V116L175 117L173 114L170 115ZM210 116V114H209ZM219 116V115H217ZM239 116V115H238ZM1 117V116H0ZM70 117V116H69ZM93 117V116H91ZM99 116H97L96 118H98ZM112 117V116H110ZM148 117V116H147ZM174 117V119H173ZM196 117V116H195ZM199 117V115H198ZM35 118V119H34ZM105 118V117H104ZM226 118V117H225ZM240 118V117H239ZM238 118V119H239ZM2 119V118H0ZM213 119V118H211ZM232 119V118H230ZM233 119H235L233 117ZM237 119V118H236ZM4 120V119H3ZM91 120V119H90ZM89 120V121H90ZM104 120V119H103ZM110 120V119H109ZM123 120V119H122ZM224 120V119H223ZM244 120V119H243ZM1 121V120H0ZM13 121V120H12ZM95 121V120H94ZM93 121V122H94ZM115 121V120H114ZM113 121V123H114ZM120 121V120H119ZM150 121V120H149ZM228 121V120H227ZM240 121V120H239ZM4 121H2L3 123ZM11 122V121H10ZM38 122V124H37ZM85 122V120H84ZM92 123V120L90 121ZM89 122V123H90ZM96 122V121H95ZM94 122V123H95ZM97 122H99V118L97 120ZM101 122V121H100ZM116 122V121H115ZM201 122V121H200ZM207 122V121H206ZM223 122V121H222ZM7 123V121H6ZM13 123V122H12ZM83 123V122H82ZM88 123V122H87ZM234 123V122H233ZM232 123V124H233ZM8 124V123H7ZM37 124V125H36ZM51 124V130L47 131L45 128L48 127V125ZM78 124V123H77ZM80 124V123H79ZM105 124V123H104ZM111 124V123H110ZM121 124V123H120ZM159 124V123H158ZM205 124V121L204 123H202V127L203 125ZM209 124V123H208ZM216 124V123H215ZM222 124V123H221ZM228 124V123H227ZM36 125V126H35ZM92 125V124H91ZM96 125V124H95ZM98 125V123H97ZM100 125H103V124H100ZM99 125V126H100ZM119 125V124H118ZM162 125V124H160ZM166 125V124H165ZM239 125V124H238ZM67 126V125H66ZM71 126V125H70ZM81 126V125H80ZM89 126V125H88ZM106 126V125H105ZM113 126V125H111ZM172 126V125H171ZM177 130L179 132L177 133H182L184 132V135L188 134L186 133V131H188L187 127L184 126V124H182V122H180L179 124H175ZM195 126V125H194ZM200 126V127H201ZM205 126V125H204ZM218 126V125H217ZM35 127H37L35 129ZM57 127V128H56ZM91 127V126H90ZM90 127H87L86 125V128H90ZM110 127V126H109ZM168 127V126H167ZM196 127V126H195ZM227 127V126H225ZM240 127V125H239ZM7 128V127H5ZM11 128V127H10ZM77 128V127H75ZM99 128V127H98ZM103 128V127H102ZM112 128V127H111ZM158 128V127H157ZM161 128V127H160ZM215 128V127H214ZM218 128V127H217ZM236 128V127H235ZM241 128V127H240ZM62 129V128H61ZM72 129V127H71ZM69 128V131L71 130ZM87 129V130H88ZM92 129V128H91ZM94 130L96 129L95 127L93 128ZM92 129V130H93ZM106 129V128H105ZM115 129V128H114ZM124 129V127H123ZM155 129V127H154ZM168 129V128H167ZM196 129V128H195ZM216 129V128H215ZM222 129V128H221ZM233 129V128H232ZM2 130V128H1ZM39 130V132L37 131ZM91 130V131H92ZM98 130V129H97ZM112 130V129H111ZM164 130V129H163ZM205 130V129H204ZM10 132V130H8ZM90 131V129H89ZM96 131V130H95ZM116 131V130H115ZM118 133L120 130H117ZM121 131H122V128H121ZM126 131V130H125ZM168 131V130H167ZM190 131V130H189ZM199 131V130H198ZM210 131V130H208ZM236 131V130H235ZM65 132H66V129H65ZM64 132V133H65ZM74 132V131H72ZM94 132V131H93ZM97 132V131H96ZM155 132V131H154ZM197 132V131H196ZM201 132V131H200ZM218 132V130H217ZM217 132H215L217 134ZM75 133V132H74ZM81 133V131H80ZM80 133L78 132L77 133V136L79 134L80 136ZM91 133V132H90ZM89 133V134H90ZM195 133V132H194ZM209 133V132H208ZM230 133V132H229ZM83 134V133H82ZM106 134H107V131H106ZM227 134V133H225ZM236 134V133H235ZM85 135V133H84ZM121 135V133H120ZM154 135V134H153ZM166 135V134H165ZM219 135V134H218ZM217 135V136H218ZM243 135V133H242ZM75 136V137H77ZM97 136V135H96ZM106 136V135H105ZM116 136V135H114ZM113 136V138H114ZM205 136V135H204ZM220 136V135H219ZM218 136V137H219ZM233 136V135H232ZM237 136H239L237 134ZM62 137V138H60ZM87 137V136H86ZM90 137V136H89ZM122 137V136H121ZM127 137V136H125ZM203 137V136H202ZM206 137V136H205ZM222 137V136H221ZM225 137V136H224ZM71 138V137H70ZM83 140L82 137H79ZM128 138V137H127ZM198 138V137H197ZM201 139V137H199ZM198 138V140H199ZM204 138V137H203ZM230 138V137H229ZM11 139V138H10ZM80 139V141H81ZM87 139V138H86ZM90 139V138H89ZM123 139V138H122ZM161 139V138H160ZM169 139V138H168ZM166 139V140H168ZM220 139V138H219ZM225 139V138H223ZM91 140V139H90ZM121 140V138H120ZM131 140V139H129ZM145 140V139H144ZM143 140V141H144ZM165 140V139H164ZM209 140V139H207ZM227 140V139H226ZM68 141V140H67ZM75 141H78V140H75ZM89 141V140H88ZM94 141V140H93ZM97 141V139H96ZM124 141V140H123ZM133 141H135V139H133ZM156 141V140H155ZM224 141V140H223ZM87 142V141H86ZM99 142V141H98ZM112 142V140H111ZM121 142V141H119ZM125 142V141H124ZM122 142V143H124ZM129 143V141H127ZM161 142V141H160ZM173 142V141H172ZM210 142V140H209ZM11 143V142H10ZM11 143V144H12ZM53 143V144H52ZM85 144V140L83 142ZM89 143V142H88ZM91 143V142H90ZM105 143V142H104ZM108 143V142H107ZM106 143V144H107ZM135 143V142H134ZM149 143V142H148ZM158 143V142H157ZM175 143V142H174ZM117 144V143H116ZM115 144V145H116ZM132 144V143H131ZM138 144V143H136ZM142 144V142H141ZM218 144V143H217ZM22 145V144H21ZM70 145V144H69ZM73 145V144H72ZM89 145V144H88ZM91 145V144H90ZM103 145V144H101ZM111 145V144H110ZM113 145V146H115ZM143 145V144H142ZM216 145V143H215ZM85 146V145H84ZM100 146V145H98ZM105 146V145H104ZM119 146V145H118ZM129 146V145H128ZM132 146V145H131ZM135 146V145H134ZM137 146V145H136ZM139 146V145H138ZM145 146V145H144ZM147 146V145H146ZM155 146V145H154ZM159 146V145H158ZM165 146V145H164ZM168 146V144L166 145ZM170 146V144H169ZM11 147V146H10ZM57 147V145H56ZM67 147V145H66ZM74 147V146H72ZM83 147V146H82ZM81 147V148H82ZM96 147V146H95ZM107 147V146H106ZM121 147V146H120ZM123 147V146H122ZM126 147V146H125ZM133 147V146H132ZM143 147V146H142ZM174 147V146H173ZM17 148V147H16ZM71 148V146H70ZM80 148V149H81ZM102 148V147H100ZM109 148V147H108ZM118 148V147H116ZM130 148V147H128ZM148 148V147H147ZM158 148V147H157ZM160 148V147H159ZM163 148V147H161ZM171 148V147H170ZM15 149V148H14ZM65 149V148H64ZM78 148V150H80ZM87 149V148H86ZM89 149V148H88ZM92 149V148H91ZM96 149V148H95ZM122 149V148H121ZM134 148H132L133 150ZM174 149V148H173ZM19 150V149H18ZM73 150V149H72ZM75 150V149H74ZM85 150V149H83ZM93 150V149H92ZM105 150V149H104ZM117 150V149H116ZM131 150V149H130ZM137 150V148H136ZM149 150V148H148ZM155 150V149H154ZM161 150V149H160ZM171 150V149H170ZM24 151V150H23ZM67 151V150H66ZM65 151V152H66ZM135 151V150H134ZM138 151V150H137ZM168 151V150H167ZM178 151V150H177ZM13 152V151H12ZM63 152V151H62ZM102 152V151H100ZM97 153V154H100ZM111 152V151H110ZM114 152V151H113ZM118 152V150H117ZM121 152V151H120ZM119 152V153H120ZM123 152V151H122ZM156 152V151H155ZM163 152V151H162ZM165 152V151H164ZM11 153V152H10ZM14 153V152H13ZM21 153V151H20ZM69 153V152H68ZM80 153V152H79ZM112 153V152H111ZM131 153V152H130ZM135 153V152H134ZM159 153V151H158ZM172 153V152H171ZM209 153V152H208ZM65 154V153H64ZM67 154V153H66ZM72 154V153H71ZM96 154V155H97ZM115 154V153H114ZM125 153H123L122 155H124ZM156 154V153H155ZM162 154V153H161ZM167 154V153H166ZM22 154H19L18 156H20ZM60 155V153H59ZM62 155V153H61ZM87 155V154H86ZM103 155V154H102ZM105 155V154H104ZM120 156L121 158L123 156ZM164 155V154H163ZM168 155V154H167ZM170 155V154H169ZM172 155V154H171ZM170 155V156H171ZM199 155V154H198ZM4 156V155H3ZM8 156H9V153H8ZM65 156V155H64ZM71 157V155H69ZM136 156V155H135ZM139 156V154H138ZM21 157V156H20ZM66 158L64 159H67V156H65ZM70 157H68L69 159H71ZM84 157V156H83ZM113 157V156H112ZM116 157V156H115ZM130 157V156H129ZM132 157V156H131ZM130 157V158H131ZM173 157V156H172ZM8 158V157H7ZM17 158V156H16ZM22 158V157H21ZM85 158V157H84ZM97 158V157H96ZM102 158V157H101ZM117 158V157H116ZM126 158V157H125ZM135 159V157H133ZM132 158V159H133ZM155 158V156H154ZM169 158V157H168ZM178 158V157H176ZM13 159V158H12ZM63 159V158H62ZM61 159V160H62ZM63 159V160H64ZM93 159V157H92ZM109 159V158H108ZM171 159V158H170ZM174 159V158H173ZM183 159V158H182ZM15 160V159H14ZM21 160V159H20ZM118 160V159H117ZM116 160V161H117ZM128 160V159H127ZM139 160V159H138ZM155 160V159H154ZM164 160V158H163ZM167 160V159H165ZM172 160V159H171ZM170 160V162H171ZM176 160V159H175ZM107 161V160H106ZM156 161V160H155ZM179 161V160H178ZM7 162V161H5ZM14 162V161H13ZM17 162V161H16ZM21 162V161H20ZM100 161H98L97 163H100ZM111 162V161H110ZM114 162V161H113ZM125 162V161H124ZM138 162V161H137ZM157 162V161H156ZM159 162V161H158ZM164 162V161H163ZM193 162V161H192ZM72 163V162H71ZM94 163V162H93ZM180 163V162H179ZM23 164V163H22ZM67 164V163H65ZM114 164V163H112ZM191 164V162H190ZM6 165V164H5ZM14 165V164H13ZM28 165V164H27ZM122 165V164H121ZM186 165V164H185ZM7 166V165H6ZM17 166V165H15ZM67 166V165H66ZM73 166V164H72ZM98 166V165H97ZM133 166V164H132ZM175 166V165H174ZM3 167V166H2ZM24 167V166H23ZM35 167V166H34ZM79 167V166H78ZM95 167V166H94ZM101 167V165H100ZM113 167V166H112ZM116 167V166H115ZM187 167V166H186ZM8 168V166H7ZM12 168V167H11ZM26 168V167H25ZM36 168V167H35ZM67 168V167H66ZM96 168V167H95ZM103 168V167H102ZM108 168V167H107ZM159 168V166H158ZM245 168V167H244ZM6 169V168H5ZM43 169V170H44ZM97 169V168H96ZM95 169V170H96ZM99 169V168H98ZM97 169V171H98ZM175 169V168H174ZM188 169V168H187ZM186 169V170H187ZM7 170V169H6ZM5 170V172H6ZM37 170V169H36ZM102 170V169H101ZM100 170V171H101ZM184 168L181 167L180 164H177L176 163V169H175V172L174 174H172L171 177H173L172 180L176 181L178 180V183H179V179L178 177L180 178V176L182 175H185V173L183 172ZM191 170V169H190ZM32 171V170H30ZM29 171V172H30ZM35 171V170H34ZM40 171V170H39ZM91 171V170H89ZM106 171V170H105ZM111 171V170H110ZM116 171V170H115ZM241 171V170H240ZM248 172V169L246 170ZM24 172V171H23ZM64 172V171H63ZM66 172V171H65ZM114 172V170H113ZM238 172V171H237ZM247 175H252L254 174L253 171H250L249 173H247ZM4 173V172H3ZM12 173V172H10ZM19 173V172H18ZM32 173V172H31ZM39 173V172H38ZM40 173H43L42 171ZM46 173V172H44ZM92 173V171H91ZM100 173V172H99ZM102 173V172H101ZM141 173V172H140ZM156 173V172H155ZM242 173V172H241ZM261 173V172H260ZM30 174V173H28ZM27 174V175H28ZM36 174V173H35ZM48 174V173H46ZM107 174V173H106ZM112 174V173H111ZM110 174V175H111ZM114 174V173H113ZM135 174V173H134ZM166 175V173H164ZM170 174V173H169ZM232 174V172H231ZM238 174V173H237ZM240 174V172H239ZM243 174V173H242ZM19 175V174H17ZM16 175V176H17ZM32 175V174H31ZM44 176V174H42ZM41 175V176H42ZM71 175V174H70ZM93 175V174H92ZM163 175V173H162ZM162 175H161V178H162ZM22 176V175H21ZM73 176V175H72ZM87 176V175H86ZM109 176V175H107ZM106 176V177H107ZM128 176V175H127ZM139 176V175H138ZM145 176V175H144ZM168 176V175H167ZM195 176V175H194ZM213 176V175H211ZM221 176V175H220ZM257 176V175H256ZM258 176L261 178V175L258 174ZM25 177V176H24ZM28 177V176H27ZM32 177V176H31ZM38 177V176H37ZM40 177V176H39ZM38 177V178H39ZM45 177V176H44ZM64 177V176H63ZM81 177V176H80ZM98 177V176H97ZM96 177V178H97ZM125 177V176H124ZM228 177V176H227ZM236 177V175H233V178ZM246 177V176H244ZM18 178V177H17ZM38 178H32L30 179L29 181V184L31 186V188H27V184L26 182L24 183H21V186H20V189L19 190H24V192H22L23 194L22 197H21V200L23 201L24 197L26 199V197H37V195L42 191L48 189V187H51V185H54L56 183H59L61 186H63L62 188H57V187H54L52 186L53 188H51V192L52 193H59V192H63L64 193V200L63 198H60L62 199L60 202L62 203V205L60 204L59 206V211L62 212L63 214L65 213V215H63V217H65L66 215H70L71 213H74V212H78L80 211L81 209L83 210V207L85 206L86 204V195L89 196V198H97V196L94 194V191H92V187L86 185L85 183L82 185L81 183H75L73 181H68V182H61L60 180L59 181H52L51 177H50V180L48 179H38ZM49 178V176L47 177ZM60 178V177H58ZM89 178V177H88ZM101 178V177H100ZM113 178V177H112ZM128 178V177H127ZM134 178V177H132ZM139 178V177H138ZM153 178V177H152ZM156 178V177H154ZM198 178V177H197ZM232 178V179H233ZM263 178V177H262ZM8 179V178H7ZM25 179V178H24ZM28 179V178H27ZM26 179V180H27ZM56 179V177H55ZM93 179V178H92ZM168 179V177H167ZM169 179H170V176H169ZM168 179V180H169ZM231 179V180H232ZM241 179V178H240ZM243 179V178H242ZM245 179V178H244ZM253 179H256L255 177ZM2 180V178H1ZM5 180V179H4ZM10 180V179H9ZM67 180L68 177H67ZM73 180V179H72ZM85 180V178H84ZM99 180V179H97ZM111 180V179H110ZM126 180V179H125ZM138 180V179H136ZM135 180V181H136ZM141 180V179H140ZM152 180V179H151ZM214 180V179H213ZM217 180V179H216ZM236 180V179H234ZM246 180V179H245ZM261 180V179H260ZM13 181V180H12ZM15 181V180H14ZM88 181V180H87ZM93 181V180H92ZM106 181V180H105ZM134 181V180H133ZM139 181V180H138ZM173 181V182H174ZM228 181V180H227ZM244 181V180H243ZM248 181V179L246 180ZM252 181V180H251ZM1 182V181H0ZM7 182V180H6ZM81 182V181H80ZM91 182V181H90ZM154 182V181H153ZM160 182V181H159ZM157 182V183H159ZM215 182V181H214ZM217 182V181H216ZM245 182V181H244ZM250 182V180H249ZM253 182V181H252ZM9 183V182H8ZM17 183V182H16ZM116 183V182H115ZM133 183V182H132ZM140 183V182H139ZM155 183V182H154ZM164 183V182H163ZM177 183V184H178ZM213 183V182H212ZM211 183V184H212ZM218 183V182H217ZM230 183V182H229ZM247 183V182H246ZM256 183V182H255ZM262 183V182H261ZM3 184V183H2ZM5 184V183H4ZM91 184V183H90ZM95 184V183H94ZM96 184L98 185V183L96 182ZM100 184V183H99ZM102 184V183H101ZM127 184V183H126ZM136 186L137 182L134 183ZM161 184V183H159ZM171 184V183H170ZM174 184V183H173ZM172 184V185H173ZM215 184V183H214ZM221 184V183H220ZM231 184V183H230ZM236 184V183H235ZM17 184H15V187H16ZM96 185V186H97ZM108 185V184H107ZM117 185V184H116ZM129 185V184H128ZM168 185V184H167ZM27 186V187H26ZM99 186V185H98ZM104 186V185H103ZM157 186V185H156ZM257 186H260V183L257 184ZM3 187V186H2ZM10 189H11V186H9ZM101 187V186H100ZM119 187V186H118ZM126 187V186H125ZM132 187V186H131ZM155 187V186H153ZM165 188V186H163ZM169 187H171L169 185ZM168 186H166V188H169ZM173 187V186H172ZM180 187V185H179ZM213 187V185H212ZM230 187V186H229ZM233 187V186H232ZM261 187V186H260ZM263 187V186H262ZM104 188V187H103ZM148 188V187H147ZM159 188V187H158ZM216 188V187H215ZM220 188V187H219ZM15 189V188H14ZM96 189V188H95ZM125 189V188H124ZM204 189V188H203ZM245 189V188H244ZM249 189V188H248ZM251 189V188H250ZM260 189V188H259ZM6 190V189H5ZM13 190V189H12ZM17 190H18V187H17ZM98 190V189H97ZM105 190V189H103ZM132 190V189H131ZM157 190V189H156ZM155 190V192H156ZM239 190V189H238ZM252 190V189H251ZM263 190V189H262ZM11 191V190H10ZM50 191V190H48ZM101 191V190H100ZM134 191V189H133ZM166 191V190H165ZM175 191V190H174ZM211 191V190H210ZM214 191V190H213ZM242 191V190H241ZM250 191V190H249ZM261 191V190H260ZM6 192V191H4ZM13 192V191H12ZM99 192V191H98ZM102 192V191H101ZM105 192V191H104ZM168 192V191H167ZM202 192V191H201ZM206 193V191H204ZM209 192V191H208ZM15 193L17 195H19V192L18 191H15ZM45 193H47L45 191ZM62 193V194H63ZM108 193V192H107ZM110 193V191H109ZM164 193V192H163ZM166 193V192H165ZM257 193V192H256ZM259 193V192H258ZM11 194V193H10ZM44 194V193H43ZM48 194V193H47ZM47 194L44 196L46 198ZM53 194V195H54ZM60 194V193H59ZM152 194V193H151ZM162 194V193H161ZM172 193L169 194V196L171 195ZM50 195V194H49ZM108 195V194H107ZM111 195V194H110ZM127 195V194H126ZM167 195V194H166ZM176 195V194H175ZM174 195V196H175ZM210 195V194H208ZM250 194H248L249 196ZM260 195V194H259ZM52 196V195H51ZM62 196V195H61ZM99 196V195H98ZM102 196V195H100ZM132 196V195H131ZM153 196V195H152ZM160 196V195H159ZM162 196V195H161ZM173 196V195H172ZM200 196V195H199ZM202 196V195H201ZM257 196V195H256ZM14 197V196H13ZM50 196H48L49 198ZM59 197V196H58ZM71 199V202L68 203L67 199L68 198ZM103 197V196H102ZM105 197H109L108 196H105ZM177 197V196H176ZM192 197V196H191ZM207 197V196H206ZM205 197V198H206ZM216 197V196H215ZM214 197V199H215ZM40 198H41V195H40ZM39 198V199H40ZM45 198H43L44 200H41V202H38V203H35L33 206L30 207V210H28V214H32L33 217H39V221L40 220H45L44 216H48V211H49V203L51 202H48ZM51 198V197H50ZM88 198V199H89ZM104 198V197H103ZM114 198V197H112ZM119 198V197H118ZM156 198V197H155ZM179 198V197H178ZM208 198V197H207ZM217 198V197H216ZM4 199V198H3ZM2 199V200H3ZM11 199V198H10ZM14 199V198H13ZM30 199V198H29ZM28 199V200H29ZM42 199V198H41ZM108 199V198H107ZM172 199V198H171ZM198 199V198H197ZM203 199V197H202ZM201 199V200H202ZM219 199V198H218ZM251 199V198H250ZM8 200V199H7ZM90 200V199H89ZM112 200V199H111ZM175 200V199H173ZM204 200V199H203ZM209 200V199H208ZM230 200V199H229ZM11 201V200H10ZM17 201V200H16ZM55 200H53L52 202H54ZM58 201V202H59ZM107 200H105L104 202H106ZM116 201V200H115ZM190 201V200H189ZM188 201V202H189ZM211 201V200H210ZM12 202V201H11ZM51 202V204H53ZM57 202V201H56ZM175 202V201H174ZM191 202V201H190ZM189 202V203H190ZM208 202V201H207ZM214 202V200H213ZM224 202V201H223ZM227 202V201H226ZM229 202V201H228ZM235 202V201H234ZM234 202H229L228 204H225L226 205V210H227V219L231 222V221H234L236 218L240 217L242 214H241V210H239L237 207H234ZM5 203V202H4ZM89 203V201H88ZM100 203V202H99ZM98 203V204H99ZM195 203V202H194ZM206 203V202H205ZM218 203V202H217ZM222 203V202H221ZM15 204V203H14ZM58 204V203H57ZM91 204V203H90ZM104 203H102L103 205ZM106 204V203H105ZM150 204V203H149ZM196 204V203H195ZM3 205V204H2ZM5 205H11L10 202H7ZM3 205V206H5ZM25 205V204H24ZM94 205V203H93ZM91 205L90 208H94V206ZM96 205V204H95ZM144 205V204H143ZM146 205V204H145ZM161 205V204H160ZM191 205V204H190ZM212 205V203H211ZM218 205V204H217ZM252 205V204H251ZM1 206V205H0ZM55 206V204L53 205V207ZM57 206V205H56ZM159 206V205H158ZM171 206V203L170 205ZM176 206V205H175ZM174 206V207H175ZM216 206V205H215ZM246 206V205H244ZM6 207V206H5ZM23 207V206H22ZM22 207H18V205H14V206H11L9 207V213H11L12 215H16L18 214L21 210H22ZM25 207V206H24ZM52 207V208H53ZM100 207V206H99ZM104 207V206H103ZM106 207V205H105ZM108 207V206H107ZM111 207V206H110ZM173 207V205H172ZM179 207V206H178ZM177 207V208H178ZM181 207V206H180ZM193 207V206H192ZM191 207V209H192ZM242 207V206H240ZM251 207V206H250ZM249 207V208H250ZM2 208V206H1ZM8 208V206H7ZM56 208V207H55ZM87 208V207H86ZM101 208V207H100ZM112 208V207H111ZM153 208V207H152ZM157 208V207H156ZM162 208V207H161ZM170 208V207H169ZM190 208V207H189ZM202 208V207H201ZM225 208V207H224ZM246 208V207H245ZM264 209V207H262ZM24 209V208H23ZM28 209V208H26ZM26 209H24L23 211H25ZM98 209V208H97ZM146 209V208H145ZM155 209V208H154ZM168 209V208H167ZM174 209V208H173ZM179 209V208H178ZM198 209V208H197ZM262 209V210H263ZM56 210V209H55ZM57 210H58V207H57ZM89 210V208L87 209ZM96 210V209H95ZM104 209L101 210V212L103 211ZM109 210V209H108ZM187 210V209H186ZM222 210V209H220ZM238 211L237 213H234V211ZM22 211V214L25 212ZM84 211V210H83ZM94 211V209H93ZM144 211V210H143ZM166 211V210H165ZM174 211V210H173ZM87 212V211H86ZM104 212V211H103ZM106 213L107 210L105 211ZM117 212V211H116ZM163 212V211H162ZM193 212V211H192ZM220 212V211H219ZM218 212V214H219ZM246 212V211H245ZM21 213V212H20ZM51 213V212H50ZM97 213V212H96ZM113 213V211H112ZM115 213V212H114ZM167 213V212H166ZM173 213V212H172ZM176 213V212H175ZM198 213V212H197ZM200 213V212H199ZM209 213V212H208ZM260 213H262L260 211ZM4 214V213H3ZM38 214L42 215L44 218L40 217ZM52 214V213H51ZM75 214V213H74ZM80 214V213H79ZM102 215H106V214H103V213H100ZM110 214V213H109ZM136 214V213H134ZM156 214V213H155ZM245 214V213H244ZM249 214V213H248ZM258 214V213H257ZM54 215V214H53ZM95 215V214H94ZM97 215V214H96ZM113 215V214H112ZM132 215V214H131ZM152 215V214H151ZM174 215V214H173ZM183 215V214H182ZM11 216V215H10ZM56 216V215H55ZM62 216V215H61ZM74 217H78L76 215H72ZM83 216V215H82ZM101 216V215H100ZM110 216V215H109ZM108 216V217H109ZM146 216V215H145ZM177 216V215H176ZM190 216V215H189ZM259 216V215H258ZM3 217V215H2ZM13 217V216H12ZM52 217V216H50ZM54 217V216H53ZM60 217V216H59ZM68 217V216H67ZM93 217V216H91ZM114 216H111L110 218H112ZM117 216H115L116 218ZM147 217V216H146ZM164 217V216H163ZM166 217V216H165ZM201 217V216H200ZM19 218V217H17ZM24 218V217H23ZM79 218V217H78ZM99 218V217H97ZM95 217V219H97ZM105 218V217H104ZM107 218V217H106ZM109 218V219H110ZM139 218V217H138ZM169 218V217H168ZM249 218V216H248ZM9 219V217H8ZM7 219V220H8ZM50 219V218H48ZM55 219V218H54ZM60 220V218H57ZM67 219V218H66ZM64 218V220H66ZM77 219V218H76ZM75 219V220H76ZM137 219V218H136ZM141 219V218H140ZM172 219V217H171ZM191 219V218H190ZM12 220V221H11ZM10 221L13 222V219H11ZM15 220V219H14ZM63 221V219H61ZM79 220V219H78ZM87 220V219H86ZM98 220V219H97ZM114 220V219H113ZM119 220V219H118ZM173 220H174V217H173ZM172 220V221H173ZM177 220V219H176ZM188 220V219H187ZM1 221V220H0ZM5 221V220H3ZM9 221V220H8ZM50 221V220H49ZM57 221V220H56ZM83 221V220H81ZM96 221V220H95ZM101 221V220H100ZM111 221V220H110ZM120 221V220H119ZM130 221V220H129ZM127 221V222H129ZM135 221V220H134ZM161 221V220H160ZM197 221V220H196ZM195 221V222H196ZM240 221V220H239ZM246 221V220H245ZM255 221V220H254ZM259 221V220H258ZM2 222V221H1ZM45 224H46V220L44 221ZM53 222V221H52ZM75 222V221H74ZM78 221H76L77 223ZM108 221H106L107 223ZM115 222V221H113ZM159 222V221H158ZM163 222V221H161ZM166 222V220H165ZM194 222V221H192ZM194 222V223H195ZM235 222V221H234ZM14 223V222H13ZM16 223V222H15ZM15 223L13 225H15ZM22 223V222H20ZM61 223V221H60ZM67 223V222H66ZM86 223V222H85ZM91 223V222H89ZM99 223V222H98ZM101 223V222H100ZM105 223V224H106ZM197 223V222H196ZM195 223V224H196ZM241 223V221H240ZM19 224V223H18ZM18 224H17V227H18ZM54 224V223H53ZM53 224H50V225H53ZM65 224V223H63ZM104 224V223H103ZM109 224V223H108ZM130 224V223H129ZM243 224V223H242ZM241 224V225H242ZM250 225V221L248 223ZM7 225V224H6ZM10 225V224H9ZM57 225V224H56ZM60 225V224H59ZM66 225V224H65ZM74 225V224H73ZM85 225V224H84ZM92 225V224H90ZM131 225V224H130ZM182 225V224H181ZM209 225V224H208ZM231 225V224H230ZM245 225V224H244ZM3 226V225H2ZM29 226V225H28ZM48 226V225H47ZM68 226L65 228V232H68ZM94 226V225H93ZM128 226V225H127ZM156 226V225H155ZM178 226V225H177ZM200 226V225H199ZM25 227V226H24ZM42 227V226H41ZM44 227V226H43ZM51 227V226H50ZM80 227V226H79ZM85 227V226H84ZM90 227V226H88ZM240 227V226H239ZM2 228V227H1ZM0 228V229H1ZM26 228V227H25ZM34 228V227H33ZM74 228V227H73ZM87 228V227H86ZM125 228V227H124ZM123 228V229H124ZM133 228V227H132ZM131 228V229H132ZM195 228V227H194ZM194 228H191L194 229ZM236 228V227H235ZM18 229V228H17ZM35 229V228H34ZM46 229V228H45ZM44 229V230H45ZM49 229V228H48ZM62 229V228H61ZM75 229V228H74ZM127 229V228H126ZM140 229V228H139ZM179 229V227H178ZM181 229V228H180ZM245 229V228H244ZM248 229V228H247ZM253 230L255 229V227L252 228ZM3 230V229H2ZM5 230V229H4ZM14 230V228H13ZM19 230V229H18ZM23 230V229H21ZM31 230V229H30ZM51 230V229H50ZM53 230V229H52ZM76 230V229H75ZM78 230V228H77ZM85 230V229H84ZM92 230V229H91ZM136 230V229H135ZM138 230V229H137ZM226 230V229H225ZM242 230V228H241ZM240 230V231H241ZM260 229L256 230V233L259 232ZM1 231V230H0ZM6 231V230H5ZM57 231V230H56ZM140 231V230H139ZM186 231V230H185ZM194 231V230H193ZM231 231V230H230ZM229 231V232H230ZM248 230H246L245 232H247ZM17 232V230H16ZM23 232V231H22ZM26 232V231H25ZM58 232V231H57ZM64 232V233H65ZM110 232V231H109ZM134 232V231H133ZM146 232V231H145ZM155 232V231H154ZM184 232V231H183ZM232 234L234 231H231ZM244 232V231H242ZM250 232L252 233L253 231L250 230ZM249 232V233H250ZM7 233V231H6ZM44 233V232H43ZM60 233V232H59ZM63 233V231H62ZM195 233V232H194ZM218 233V232H217ZM10 234V232H9ZM8 234V235H9ZM11 234L12 231H11ZM103 234V233H102ZM120 234L124 235L125 237H127V239L129 240V238H131L133 236V233L131 231H123L121 232ZM193 234V233H192ZM197 234V233H196ZM205 234V233H204ZM219 234V233H218ZM21 235H24V232L21 234ZM46 235V234H45ZM59 235V234H58ZM63 235V234H62ZM95 235V234H94ZM113 235L114 234H108L106 235L105 239H113ZM121 235V236H122ZM181 235V234H180ZM200 235V234H199ZM226 235V234H225ZM234 235V234H233ZM243 235L245 236V233H243ZM250 235V234H249ZM10 236V235H9ZM12 236V235H11ZM15 236V235H13ZM61 236V235H60ZM60 236H58L57 238H60ZM75 236V234H74ZM73 236V237H74ZM102 236V235H101ZM120 236V237H121ZM146 236V235H145ZM154 236V235H153ZM224 236V235H223ZM46 237V236H45ZM44 237V238H45ZM83 237V236H82ZM81 237V238H82ZM124 237V238H125ZM139 237V236H138ZM200 237V236H199ZM198 237V238H199ZM234 237V236H233ZM255 237V236H254ZM10 238V237H8ZM7 238V239H8ZM16 238V237H15ZM55 238V237H54ZM66 238V237H65ZM103 238V237H102ZM145 238V237H144ZM184 238V237H183ZM228 238V237H227ZM245 238V237H244ZM263 238V237H262ZM153 239V238H152ZM234 239V238H233ZM25 240V239H24ZM60 240V239H59ZM58 240V241H59ZM131 240V239H130ZM133 240V239H132ZM150 240V238H149ZM200 241V239H198ZM208 240V239H207ZM206 240V241H207ZM19 241V240H18ZM42 241V240H41ZM53 241V240H51ZM64 240H62L63 242ZM72 241V240H71ZM69 242L71 244H65L64 242V246L62 247H59L57 248L56 246V249L53 250V252H51V254H54L56 253V255H59L61 256V254H64L63 257H66L68 254H72V253H75V252H81V251H86V252H92L93 250H95L98 246L100 249H103L104 251H107L109 250L108 247H110L112 244H113V241H112V244L109 246L108 243H103L102 242V239L101 241H99L98 237L94 236V238H91L90 236V239H86V240H81V239H73L72 242ZM110 241V240H109ZM134 241V240H133ZM140 241V240H139ZM138 241V242H139ZM204 242V240H202ZM209 241V240H208ZM207 241V242H208ZM1 242V241H0ZM7 242V241H6ZM11 242V241H10ZM122 242V241H121ZM120 242V243H121ZM191 242V241H190ZM201 242V241H200ZM226 242V241H225ZM48 243H50L48 241ZM54 243V242H53ZM136 243V242H135ZM141 243V241H140ZM146 243V241H145ZM212 243V242H211ZM217 243V242H215ZM9 244V242H8ZM7 244V245H8ZM11 244V243H10ZM17 244V243H16ZM128 244V243H127ZM139 244V243H138ZM185 244V243H184ZM223 244V243H222ZM229 244V243H228ZM14 245V244H13ZM22 245V244H21ZM32 245V244H31ZM199 245V244H198ZM198 245H197V248H198ZM201 245V243H200ZM220 245V244H219ZM218 245V246H219ZM230 245V244H229ZM240 245V244H239ZM258 245V244H257ZM18 246V244H17ZM16 246V247H17ZM27 246V245H26ZM61 246V245H59ZM129 245H127V248H128ZM132 245H130L131 247ZM143 246V245H142ZM188 246V245H187ZM190 246V244H189ZM222 246V245H221ZM232 246V245H231ZM5 247V246H4ZM10 247H12L10 245ZM14 247V246H13ZM53 248H55L54 246H52ZM112 247V246H111ZM120 247V246H119ZM133 247V246H132ZM137 247V246H136ZM193 247V246H192ZM205 247V246H203ZM214 247V246H213ZM220 247V246H219ZM224 247V245H223ZM233 247V246H232ZM2 248V246H1ZM7 248V247H6ZM25 248V247H24ZM113 248V247H112ZM115 248V247H114ZM135 248V246H134ZM139 248V247H138ZM144 248V247H143ZM14 248H12L13 250ZM218 249V248H217ZM220 249V248H219ZM5 250H9V249H5ZM15 250V249H14ZM18 251L21 250V249H17ZM16 250V251H17ZM40 250V249H39ZM42 250V249H41ZM111 250V249H110ZM116 251V249H114ZM128 250V249H127ZM203 250V248H202ZM210 250V249H209ZM213 250V248H212ZM1 251V250H0ZM100 251V250H99ZM98 251V253H99ZM142 251V250H141ZM208 251V250H207ZM211 251V250H210ZM4 252V251H3ZM127 252V251H126ZM158 252V251H157ZM7 253V252H6ZM42 253V252H41ZM49 253V252H48ZM83 253V252H82ZM96 253V252H94ZM96 253V254H98ZM109 253V252H108ZM107 253V254H108ZM115 253V252H113ZM112 253V254H113ZM121 253V252H120ZM136 253V252H135ZM47 254V253H45ZM65 254H67L65 256ZM119 254V253H117ZM130 254H132V252L130 251ZM198 254V253H197ZM206 254V253H205ZM3 255V253H2ZM104 255H106L104 253ZM110 255V254H109ZM44 256V255H43ZM72 256H75V255H72ZM93 256V255H92ZM96 256V255H95ZM94 256V257H95ZM115 256V255H114ZM157 256V255H156ZM202 256V255H201ZM2 257V256H1ZM47 257V256H46ZM45 257V258H46ZM54 257V256H53ZM70 257V256H69ZM77 257V256H76ZM122 257V256H121ZM134 257V256H133ZM131 258L132 261L134 258ZM199 257V256H198ZM11 258V257H10ZM19 258V257H18ZM26 258V257H25ZM24 258V259H25ZM28 258H29V255H28ZM35 258V257H34ZM37 258V257H36ZM93 258V257H92ZM97 258V257H96ZM107 258H109L107 256ZM111 258V257H110ZM109 258V260H110ZM114 258V257H113ZM17 259V258H16ZM56 259H58L56 257ZM65 259V258H63ZM78 259V257H77ZM122 258H120L121 260ZM130 259V260H131ZM157 259V258H155ZM165 260H167L166 258H164ZM259 259V258H258ZM21 260V259H20ZM36 260V259H35ZM41 260V258H40ZM62 260V259H61ZM109 260L107 259V262L109 263ZM153 260H154V257H153ZM159 260V259H158ZM157 260V261H158ZM164 260V261H165ZM2 261V259H1ZM27 261V260H26ZM39 261V260H36V262ZM52 261V260H51ZM55 261V260H54ZM118 261V260H117ZM175 261V260H174ZM23 262V261H21ZM20 262V263H21ZM30 262V261H29ZM35 262V263H36ZM59 262V261H58ZM63 262V261H62ZM112 262V261H111ZM110 262V263H111ZM154 262V261H153ZM152 262V263H153ZM161 262V260L159 261V263ZM166 262V261H165ZM164 262V263H165ZM259 262H263L264 263V256H260V261ZM1 263H4L3 261ZM14 263V262H13ZM18 263V264H20ZM28 263V262H27ZM26 263V264H27ZM93 263V262H92ZM94 263H96V260L94 261ZM109 263V264H110ZM114 263V262H113ZM133 263V262H132ZM155 263V262H154ZM158 263V264H159ZM249 263V262H248ZM17 264V263H16ZM29 264V263H28ZM37 264V263H36ZM46 264V263H45ZM49 264V263H48ZM51 264H54V263H51ZM56 264V262H55ZM58 264V263H57ZM60 264V262H59ZM87 264V263H86ZM121 264V263H120ZM157 264V263H156ZM245 264V263H244ZM255 264V263H253Z\"/></svg>",
  "mask_w": 264,
  "mask_h": 264
},
{
  "label": "water",
  "instance_id": "95a60500",
  "mask_svg": "<svg viewBox=\"0 0 264 264\" xmlns=\"http://www.w3.org/2000/svg\"><path fill=\"white\" fill-rule=\"evenodd\" d=\"M13 70V69H12Z\"/></svg>",
  "mask_w": 264,
  "mask_h": 264
}]
</instances>
